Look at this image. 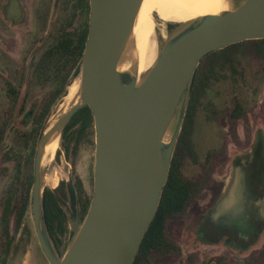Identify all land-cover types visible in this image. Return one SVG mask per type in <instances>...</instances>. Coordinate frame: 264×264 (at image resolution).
Listing matches in <instances>:
<instances>
[{
	"label": "water",
	"instance_id": "water-1",
	"mask_svg": "<svg viewBox=\"0 0 264 264\" xmlns=\"http://www.w3.org/2000/svg\"><path fill=\"white\" fill-rule=\"evenodd\" d=\"M88 1L78 100L37 142L29 211L48 264H132L159 207L195 70L213 51L264 39V0H230L229 10L189 21L159 45L140 80L117 67L143 0ZM84 106L94 129L93 193L60 257L43 214L42 155L50 136Z\"/></svg>",
	"mask_w": 264,
	"mask_h": 264
},
{
	"label": "rangeland",
	"instance_id": "rangeland-1",
	"mask_svg": "<svg viewBox=\"0 0 264 264\" xmlns=\"http://www.w3.org/2000/svg\"><path fill=\"white\" fill-rule=\"evenodd\" d=\"M20 1L28 16L21 21V11L18 8L17 16L19 17L14 21L16 23H9L11 20L4 19L6 23L11 24L9 40L0 31V121L4 113L10 111L8 108L10 103L6 97V81L14 84L20 91L14 109L15 113L11 118L13 129L7 131L5 135L4 143L7 144V148L0 153V200L6 188L14 180L16 173V163L13 158L15 151L6 154V150L13 143V131L19 127L25 129L20 124L22 115L30 110H33V113L37 112L42 100L52 88L50 83L32 81L29 77L30 62L38 58L39 49L42 52L45 44L52 40V38L48 40L47 38L53 35L58 16L62 13L58 0ZM4 2L5 0H0V10ZM44 11L46 13L43 18L36 15ZM79 14L75 22L76 26L88 23L89 10L83 9ZM0 15H2L1 12ZM153 17L156 23L152 41L157 53L160 44L194 19V17L186 16L184 20L175 18L167 21L158 17L156 13H153ZM187 17L190 18L187 19ZM240 49V55L237 58H220L212 68L208 87L194 102L195 104L189 107L191 119L189 135L185 143L177 150V154L180 157L179 162L184 175L193 177L204 174L203 190L193 199L190 207L181 217L179 216L168 224V234L179 244L181 252L174 255L173 259L167 258L163 260V263L158 260L156 264H179L176 259H179L181 264L184 260H187L185 264H264V233L258 244L245 252H236L221 246L200 245L192 241L190 234V229L197 216L209 207L215 194L230 179L233 173V160L245 158L255 137L259 134L264 142V60L254 56L249 49H244V47ZM4 52L11 56L9 57L11 62L2 59ZM32 53H34L33 56H30ZM79 78L80 74L76 77L70 75L67 79L70 81L69 85L72 82L77 83L78 95ZM69 85L65 95H61L51 106L50 113L45 119L46 129L74 104L73 100L65 99ZM189 99L186 104V115ZM235 101H238L242 107V115L234 119L231 116V109ZM23 104H25V111L21 115L19 111ZM93 133L94 131L86 136L79 151L75 154L70 153L69 158L66 157L61 136L58 135V147L52 161L48 164L51 166L46 164L41 168L43 189L53 190L60 183H64L62 189L65 190L68 183L79 178L86 194L92 197L95 151ZM207 156L209 161L205 165ZM32 169L33 167L30 170V176ZM46 177L51 178L52 182L45 183L44 178ZM70 206L68 199L61 200V208L67 218V231L63 245L55 248L60 257L72 243L83 220L81 217L80 219L75 217V212ZM25 222L32 231L28 240L21 238V229L15 232V222L12 217L11 249L7 255L6 264H48L47 258L39 247L29 210ZM3 257L0 238V261Z\"/></svg>",
	"mask_w": 264,
	"mask_h": 264
},
{
	"label": "trees",
	"instance_id": "trees-1",
	"mask_svg": "<svg viewBox=\"0 0 264 264\" xmlns=\"http://www.w3.org/2000/svg\"><path fill=\"white\" fill-rule=\"evenodd\" d=\"M82 8L87 10L88 0H79ZM87 38V23L84 24L78 34L67 33L64 36L53 38L45 47L44 51L30 65V78L32 81L50 83L51 90L42 100V104L33 113L30 110L26 113L25 104L21 106V125L25 129L15 128L13 131V143L6 154L15 151L14 160L16 163V173L14 180L6 188L0 200V238L2 242L3 259L0 264H6L7 255L11 249V223L14 218V229L17 233L21 229L23 240L31 237L32 231L27 222L24 223L30 205V187L32 186L33 175L30 170L34 163V154L37 142L42 133L46 130L45 119L50 113L51 106L61 95H65L69 85L67 79L70 75L76 77L80 74L81 60L83 59L84 41ZM249 51L259 59L264 60V39L247 40L242 43L237 42L207 54L199 62L193 80L191 81L190 99L188 101V112L182 124V130L173 153L170 172L164 190L160 198L159 207L149 226L142 243L139 246L135 261L132 264H156V261L164 262L169 257H173L180 252L178 243L168 234L167 227L170 221L181 217L190 207L193 199L203 190L204 174L197 176H186L183 174L177 150L185 143L189 129L191 127L190 105L208 87L210 74L213 66L220 58H237L240 55V48ZM7 100L10 103L8 112L4 113L0 121V153L7 148L4 143L6 132L13 129L11 126L12 114L15 113V106L19 98L20 91L12 83L7 82ZM195 104V103H194ZM242 107L235 101L231 109L232 118H240ZM93 120L89 106H84L68 121L61 132L62 147L66 157L70 153L75 154L84 143L86 136L92 133ZM262 137V136H261ZM92 144V141L90 140ZM27 152V153H26ZM208 156L205 165L208 164ZM64 183H60L55 189L45 188L43 191V214L46 221L47 231L57 249L64 243V235L67 231L66 214L61 208V200L68 199L71 208L75 212V217L79 215L84 218L87 208L90 205L91 197L86 194L83 183L79 178L68 183L63 190Z\"/></svg>",
	"mask_w": 264,
	"mask_h": 264
},
{
	"label": "flooded vegetation",
	"instance_id": "flooded-vegetation-1",
	"mask_svg": "<svg viewBox=\"0 0 264 264\" xmlns=\"http://www.w3.org/2000/svg\"><path fill=\"white\" fill-rule=\"evenodd\" d=\"M58 2L63 14H59L55 31L47 40L67 33L79 34L84 26L75 24L79 13L83 10L79 0H58ZM18 8L23 21L28 15L22 1L5 0L1 5L0 31L8 40L11 38L9 32L11 24L6 23L4 19L11 20L9 23H16L14 21L19 17ZM45 13L46 11L36 15L43 18ZM48 43L45 44L44 49ZM39 51L38 58L42 54L41 49ZM9 57L11 56L4 52L2 59L11 62ZM232 163L233 173L230 179L215 194L209 207L197 216L190 234L192 241L200 245L221 246L236 252H245L255 247L264 233V142L261 135L255 137L245 158L235 159ZM169 258L173 259V257ZM176 261L181 264L179 259ZM185 262L187 260L182 264Z\"/></svg>",
	"mask_w": 264,
	"mask_h": 264
},
{
	"label": "bare ground",
	"instance_id": "bare-ground-1",
	"mask_svg": "<svg viewBox=\"0 0 264 264\" xmlns=\"http://www.w3.org/2000/svg\"><path fill=\"white\" fill-rule=\"evenodd\" d=\"M230 8V0H143L135 24H133L130 40L127 43L122 60L118 64V71L135 74L137 80H139L140 76L152 67L157 57L152 41L154 24L156 23L153 13H156L163 20L170 21L175 18L184 20L186 16L196 19L202 16L216 15ZM189 18L187 17V19ZM78 96L77 83L72 82L68 87L65 99L67 101L73 100L75 104ZM170 135L171 132H167L163 138L164 143L169 141ZM58 140V134H52L48 139L43 150L42 167L52 161L58 147ZM44 182L50 183L52 179L46 177Z\"/></svg>",
	"mask_w": 264,
	"mask_h": 264
}]
</instances>
